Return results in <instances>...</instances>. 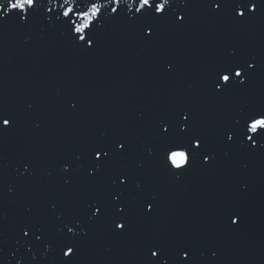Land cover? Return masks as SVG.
<instances>
[{"label": "water", "instance_id": "95a60500", "mask_svg": "<svg viewBox=\"0 0 264 264\" xmlns=\"http://www.w3.org/2000/svg\"><path fill=\"white\" fill-rule=\"evenodd\" d=\"M200 2L188 0L191 17L186 25L164 27L152 46H146L137 30L123 22L105 21L99 44L89 53L74 48L57 27L41 19L28 27H18L9 19L0 28V105L20 116L17 131L0 139L5 165L0 183V233L3 255L10 264H14L13 251L17 257L26 254L23 241L13 248L26 205L46 211L49 195L56 193L64 209L71 211L84 196L101 191L83 180L85 172L61 173L59 159L83 150L102 131L110 135L129 132L137 141L146 138L148 120L139 124V112L150 119L183 104L193 107L209 143L217 146L216 166L202 168L200 157L184 178L173 181L160 167L146 165L138 178L160 189L158 218L134 216L126 236H114L108 220L101 221L87 239L79 264H142L145 239L166 246L177 240L189 243L201 264H264V152L250 155L232 148L225 155L220 141L221 131L236 109L264 106V19L254 21L251 28H241L227 19H213L198 6ZM41 3L43 13L48 0ZM174 7L179 12L185 5L175 0ZM57 12L46 14L54 17ZM233 47L236 54L229 56ZM253 56L255 75L244 91L236 90L224 101L212 100L202 91V78L213 64ZM161 58L176 61L180 70L176 77L160 74ZM69 95L79 98L78 112L66 110L63 101ZM36 122L40 123L38 129ZM133 151L142 155L139 142ZM21 153L40 161L36 176L24 184L15 179L22 171L16 167ZM121 164L135 168V158L117 161L114 167ZM64 177L73 178L71 186L63 185ZM224 205L241 211L239 228L224 226L220 213ZM49 230L54 233L55 225L50 224ZM24 239L34 240V236ZM213 250L218 253L215 258L211 257ZM34 251L42 256L40 242ZM201 251L204 257H200ZM58 255L48 253L50 260Z\"/></svg>", "mask_w": 264, "mask_h": 264}, {"label": "snow or ice", "instance_id": "6c2138e0", "mask_svg": "<svg viewBox=\"0 0 264 264\" xmlns=\"http://www.w3.org/2000/svg\"><path fill=\"white\" fill-rule=\"evenodd\" d=\"M181 3L185 5L184 10L178 12L174 7L175 0H48L49 7L42 13L41 0H0V28L9 19L18 27H28L41 19L47 25L57 27L60 35L74 48L89 53L98 46L99 33L105 27V21L123 22L137 30L139 39L146 46H152L158 42L164 27L186 25L191 17V5L188 0H181ZM198 6L206 9L213 19H227L241 28H251L254 21L264 19V0H201ZM56 9L58 12L54 17L46 14ZM228 54L234 56L236 49L230 48ZM256 67L254 56L250 59L220 60L202 78L201 89L212 100L224 101L232 92L246 89ZM159 71L165 78H174L180 70L175 60L161 58ZM237 77L240 79L237 80ZM188 87L191 89L192 85ZM63 104L69 112L79 111L80 100L75 95L67 96ZM32 107L29 103L28 108ZM145 120H148L149 128L146 138L137 141L129 132L110 135L102 131L83 150L57 161L61 173L73 170L76 173L85 172L83 180L93 188L99 186L101 191L84 196L71 211L64 209L56 193L49 195L46 211H40L35 204L26 205L23 220L17 229L19 236L13 244L16 248L23 241L26 254L17 257L16 251H13L14 264H79L87 239L101 221L108 220V230L114 236H126L132 229L134 216L158 218L161 191L156 185L138 178L140 170L146 165L160 167L163 174L173 181L184 178L197 165L200 157L202 168L216 166L217 146L209 143L208 134L199 126L192 106L175 105L150 119L143 111L139 112L137 122L143 124ZM19 123L17 111L0 105V139L15 133ZM35 127L38 129L40 123L36 122ZM220 141L225 145V155L232 148L250 155L264 152V106L236 109L231 120L224 125ZM137 142L142 155L133 151ZM132 158H135V168L123 164L114 167L115 162ZM3 160L4 154L0 151V183L5 167ZM39 166L40 161L33 156L25 153L18 155L16 167L22 169L15 176L18 184L30 182ZM51 175L49 172L48 176ZM41 183L44 181L41 180ZM72 183V177H64V186H71ZM220 213L227 229L239 228L243 217L238 208L224 205ZM50 224L55 225L54 233L49 230ZM30 234L34 240H25ZM2 235L0 233V264H10V259L3 255ZM36 242H40L44 249L40 257L34 251ZM143 248L142 264H201L193 246L181 240L166 246L157 240L145 239ZM49 252H58V258L50 260ZM199 255L204 257L205 253L201 251ZM217 255V251H211L212 258Z\"/></svg>", "mask_w": 264, "mask_h": 264}]
</instances>
